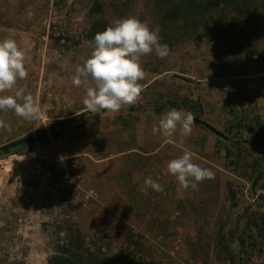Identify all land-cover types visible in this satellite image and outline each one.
Returning a JSON list of instances; mask_svg holds the SVG:
<instances>
[{"label":"rangeland","instance_id":"1","mask_svg":"<svg viewBox=\"0 0 264 264\" xmlns=\"http://www.w3.org/2000/svg\"><path fill=\"white\" fill-rule=\"evenodd\" d=\"M166 1L177 0H0V40H15L28 57L27 78L4 95L23 88L39 100L41 108L39 118L31 121L13 111H0V120L9 126L0 129V147L27 136L35 139L31 149L20 147L0 156V264H47L67 243L70 226L81 233L85 248L98 251L106 264H229L217 235L221 232L230 241L229 232L241 227L246 208L264 210L260 198L264 178L250 176L258 151L247 146L239 154L234 152L242 159L235 173L224 149L236 139H247L235 128L226 134L236 123L232 108L238 117L245 110L249 120L259 116L264 128V60L227 49L207 29L194 37L191 29L164 25L161 9ZM95 3L100 11L94 10ZM127 17L159 25L160 42L168 45L169 55L160 59L152 53L142 58L145 78L139 81L142 92L137 103L124 105L119 112L93 114L83 104L86 86L73 84L76 67L93 50L87 32L97 21L110 25ZM250 19L247 31L264 42V15ZM260 49L264 54V45ZM236 88L243 91L235 94ZM183 99L189 101L187 106ZM170 102L199 120L188 137L181 138L178 130L171 142L152 131L173 109ZM197 102L201 111L195 112L190 107ZM156 109L162 113L156 114ZM63 118L67 119L63 127L54 128ZM43 131L47 140L39 144L37 136ZM185 149L193 152L195 163L214 173L196 189H180L167 172L168 161ZM132 150L156 151L145 158L146 172L140 173L139 181L142 185L151 177L162 185V192L149 188L145 194L142 186L130 188L133 203L104 204L99 199L82 209L57 186L63 162L83 189L95 191L92 172L103 170L106 176L109 167L112 177H118L113 170H120L123 177L122 170L130 164L125 155L101 164L96 161ZM61 156L66 159L61 161ZM117 180L111 179V184ZM48 187L61 198L60 209ZM228 187L237 193L234 205L227 199ZM176 238L181 243L171 259L166 251ZM251 264H264V258L255 256Z\"/></svg>","mask_w":264,"mask_h":264},{"label":"clouds","instance_id":"2","mask_svg":"<svg viewBox=\"0 0 264 264\" xmlns=\"http://www.w3.org/2000/svg\"><path fill=\"white\" fill-rule=\"evenodd\" d=\"M160 31L159 25L150 26L136 17H127L113 21L95 34L89 42L93 49L90 57L76 67L73 76L75 86H86L83 104L87 111L93 114L119 112L124 105L138 102L142 92L139 81L145 78L142 58L155 53L164 59L170 52L168 45L160 42ZM27 60L25 50L15 40H0V111H13L17 117L31 121L38 119L41 112L37 98L25 94L23 88L4 95L16 88L18 80L27 78ZM194 120L191 112L173 108L161 117L152 131L171 142L178 130L181 138L188 137ZM7 127L0 120V129ZM59 159L64 161L66 157ZM167 172L175 177L182 190L196 189L199 183L214 177L211 169L194 162L193 152L188 149L168 161ZM149 188L156 192L164 190L151 177L145 178L140 191L147 194Z\"/></svg>","mask_w":264,"mask_h":264},{"label":"trees","instance_id":"3","mask_svg":"<svg viewBox=\"0 0 264 264\" xmlns=\"http://www.w3.org/2000/svg\"><path fill=\"white\" fill-rule=\"evenodd\" d=\"M94 10L100 11L98 3H95ZM161 15L164 25L176 24L184 30L191 29L194 37H197L201 30L207 29L212 31L215 38L227 49H235L242 56H257L264 60V54L260 49L264 42L260 43L255 38V33L252 34L247 31L251 26L250 18L259 19L260 16L264 15V0H177L170 3L166 1L165 6L161 9ZM107 26L109 25L103 21L93 23L87 32V41H92L95 34L105 30ZM247 34L249 36L246 38ZM234 91L236 94L243 90L236 88ZM180 101L184 106L189 104L187 99ZM192 104L191 110L201 111L199 102ZM170 108H177V104L170 102ZM236 110L234 107L231 111L235 116L236 123L229 127L226 134L229 135L231 130L235 128L238 134L244 132L247 139H236L230 145L227 143L224 148L225 157L236 173L235 169L238 168L242 159L235 157L233 153L239 154L248 147L257 150L258 155L253 159L250 176L260 174L264 178V128L261 120L259 116L249 120L246 110L238 117L239 114ZM239 112L242 111L239 110ZM155 113L161 114L162 110L156 109ZM65 122L58 123L54 128L63 127ZM54 130L52 132L59 134L60 131ZM46 137L47 134L43 131L40 136H37L36 141L41 144L47 140ZM226 138L228 137L226 136ZM225 140L229 141V138ZM23 147L33 148V146ZM15 150L13 151L15 152ZM260 198L264 201V196ZM227 199L231 205L237 201V193L231 187L227 188ZM72 228L70 226L68 230L67 243L58 248V251L47 260V264H106L98 251H90L85 248L81 233ZM229 238L230 241L221 232L217 235V242L225 251L229 264H251L255 256L264 258V210L246 208L243 224L235 229L234 233L230 231Z\"/></svg>","mask_w":264,"mask_h":264},{"label":"crops","instance_id":"4","mask_svg":"<svg viewBox=\"0 0 264 264\" xmlns=\"http://www.w3.org/2000/svg\"><path fill=\"white\" fill-rule=\"evenodd\" d=\"M104 112V111H103ZM63 121H67V119L62 120ZM156 154V151L154 152H150L148 154L145 153H141L138 152L136 150H132V151H128L126 153H120L118 155H114V156H108L104 159H100L98 161H96L97 164H101L103 162H108L110 161L112 158L114 157H118V156H129V167L127 169H123V177H119V171L120 170H113L114 174H118V177H112L111 175V169L108 167L106 169V173L107 175H104V171L103 170H98L95 172H92L95 175V182L93 183V188L95 189V191L97 192V194L99 195V199L101 200V202H103L104 204H128V203H133L134 200H132L134 193H132L130 188H133L134 190L140 188L141 186H143V184L141 185L142 181H139L140 178V173L145 174L146 169L143 166V162H145V158L147 156H152ZM108 165V163H106ZM119 168V167H117ZM114 169H116V166H114ZM120 178V179H119ZM111 179L113 180H117V181H121V183H117V181H115L114 184H111ZM127 182V183H124ZM124 188H128L130 190H125Z\"/></svg>","mask_w":264,"mask_h":264},{"label":"built area","instance_id":"5","mask_svg":"<svg viewBox=\"0 0 264 264\" xmlns=\"http://www.w3.org/2000/svg\"><path fill=\"white\" fill-rule=\"evenodd\" d=\"M66 137L63 136L61 138L62 142L66 141ZM61 183L57 185L59 188H61L62 192L66 195L67 199H71L70 201L72 202L73 200H77V203L80 205L82 209H86L89 205L91 204H98L99 201V195L97 194L96 191L92 189H83L79 181H76L72 178L71 174L69 171L66 169L65 164L62 162L61 166ZM48 191L50 194L53 195L54 198V204L56 205V208L60 209L62 206V201L61 198L58 196L56 189H51L48 187ZM75 192V195H70L71 192ZM60 236L62 237V244H64L63 241V236L64 233H60ZM156 240L155 242H157ZM181 243L180 238H176L173 242V247L169 249L167 254L171 257V259L176 258V253L178 250V246ZM184 264V263H180Z\"/></svg>","mask_w":264,"mask_h":264},{"label":"water","instance_id":"6","mask_svg":"<svg viewBox=\"0 0 264 264\" xmlns=\"http://www.w3.org/2000/svg\"><path fill=\"white\" fill-rule=\"evenodd\" d=\"M194 123L195 124H199V120L195 118ZM209 130L212 133H214L215 135L219 136L217 131H215L214 129L209 128ZM34 143H35V139H34L33 136H27V137L18 139L16 141H13L11 143H8L7 145H4V146L0 147V156L6 155L9 152H11V151H13L15 149H18L20 147H23V146H30V145H32Z\"/></svg>","mask_w":264,"mask_h":264}]
</instances>
